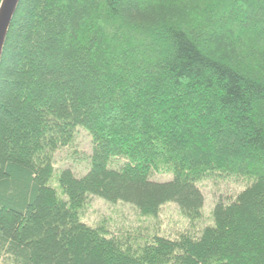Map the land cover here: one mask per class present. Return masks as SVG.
Masks as SVG:
<instances>
[{
	"label": "trees",
	"instance_id": "trees-1",
	"mask_svg": "<svg viewBox=\"0 0 264 264\" xmlns=\"http://www.w3.org/2000/svg\"><path fill=\"white\" fill-rule=\"evenodd\" d=\"M78 127L89 169L54 180ZM216 177L247 184L174 238L79 219L96 195L193 223ZM0 264H264V0H19L0 54Z\"/></svg>",
	"mask_w": 264,
	"mask_h": 264
},
{
	"label": "rangeland",
	"instance_id": "rangeland-1",
	"mask_svg": "<svg viewBox=\"0 0 264 264\" xmlns=\"http://www.w3.org/2000/svg\"><path fill=\"white\" fill-rule=\"evenodd\" d=\"M91 152V136L78 127L75 130L73 142L54 153V180L63 170H70L77 178L83 176L89 169L88 155ZM124 159L116 158L110 163V168L117 169ZM170 174L153 173L152 180L167 181ZM245 180H235L230 177H216L201 180L197 183L204 197L202 218L189 223L174 202L164 203L156 215L143 216L129 203L105 201L96 195H88L87 203L79 214L81 222L91 227H102L112 235H131L138 241H150L155 235H165L169 238L182 231H196L211 224V209L214 202H227L235 197L246 185ZM56 186L57 182H52Z\"/></svg>",
	"mask_w": 264,
	"mask_h": 264
},
{
	"label": "water",
	"instance_id": "water-1",
	"mask_svg": "<svg viewBox=\"0 0 264 264\" xmlns=\"http://www.w3.org/2000/svg\"><path fill=\"white\" fill-rule=\"evenodd\" d=\"M19 0H2L0 3V54L7 27Z\"/></svg>",
	"mask_w": 264,
	"mask_h": 264
}]
</instances>
